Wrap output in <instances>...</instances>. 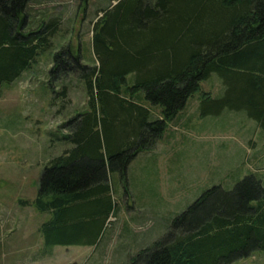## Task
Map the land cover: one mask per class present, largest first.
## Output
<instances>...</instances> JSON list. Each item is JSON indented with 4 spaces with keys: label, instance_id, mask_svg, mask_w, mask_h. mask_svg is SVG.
Returning a JSON list of instances; mask_svg holds the SVG:
<instances>
[{
    "label": "trees",
    "instance_id": "trees-1",
    "mask_svg": "<svg viewBox=\"0 0 264 264\" xmlns=\"http://www.w3.org/2000/svg\"><path fill=\"white\" fill-rule=\"evenodd\" d=\"M32 0H0V83L32 67L59 20L31 27ZM92 32L98 66L67 44L53 54L49 81L65 97L70 73L88 109L65 121V147L43 167L33 199L47 213L44 246H97L116 213L110 176L154 147L200 82L215 72L223 90L202 91L199 115L244 109L264 131V0H118ZM126 191V190H125ZM264 252V187L249 174L232 188L213 185L175 215L166 233L140 249L139 264H232Z\"/></svg>",
    "mask_w": 264,
    "mask_h": 264
},
{
    "label": "rangeland",
    "instance_id": "rangeland-1",
    "mask_svg": "<svg viewBox=\"0 0 264 264\" xmlns=\"http://www.w3.org/2000/svg\"><path fill=\"white\" fill-rule=\"evenodd\" d=\"M112 0H32L31 27L51 18L59 20L50 46L20 76L0 83V264H139L140 249L162 237L171 219L205 189L232 188L249 174L264 187V131L244 109L224 108L218 114L199 115L198 96H218L220 77L211 73L200 90L168 123L149 150L139 152L127 167L124 187L117 173L110 176L116 213L109 218L97 246H44L40 232L47 213L20 206L18 199H33L47 160L65 147L58 140L65 121L88 109L81 79H64L65 97L56 95L59 82L49 81L53 54L71 44L81 62L98 66L93 30L99 33L96 14ZM178 124V133L174 131ZM176 131V130H175ZM126 190V191H125ZM232 264H264V252Z\"/></svg>",
    "mask_w": 264,
    "mask_h": 264
},
{
    "label": "crops",
    "instance_id": "crops-1",
    "mask_svg": "<svg viewBox=\"0 0 264 264\" xmlns=\"http://www.w3.org/2000/svg\"><path fill=\"white\" fill-rule=\"evenodd\" d=\"M117 1L118 0H112L111 1V3L108 5V7L107 8H105L106 10H110L116 3H117ZM103 14V11L100 13H98V14H96V17H95V19L94 20H96L98 17H100L101 15ZM200 98V96H198V99ZM187 102V101H186ZM185 105H186V103H185ZM185 107V106H184ZM201 116V115H200ZM173 127H174V131H172V132H175V133H178V131H179V126H178V124H174L173 125ZM176 130V131H175Z\"/></svg>",
    "mask_w": 264,
    "mask_h": 264
}]
</instances>
